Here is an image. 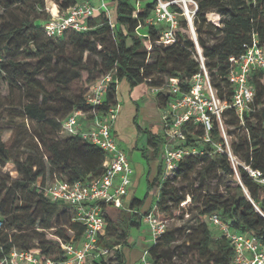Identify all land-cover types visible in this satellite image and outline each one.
Segmentation results:
<instances>
[{
    "label": "trees",
    "instance_id": "1",
    "mask_svg": "<svg viewBox=\"0 0 264 264\" xmlns=\"http://www.w3.org/2000/svg\"><path fill=\"white\" fill-rule=\"evenodd\" d=\"M53 1L59 13H63L84 0ZM110 1L115 5L110 20L113 27L107 14L100 11L89 18L88 30H68L61 36L50 37L42 24L51 14L38 15L44 10L45 0H0V80H8L10 88L19 89L25 99L19 110L6 119L11 130L6 140H2L0 129V166L9 162L17 166L15 177L0 172V260L12 249H17L36 250L43 258L61 261L65 254L60 242L82 238L84 225L73 221L71 206L51 201L40 186L54 179L88 180L103 172L105 153L99 146L82 140L79 135L61 136L59 133L62 121L73 110L95 109L101 115L116 103L115 82L110 83L101 105L91 106L85 102L84 94L98 75L112 73L117 82L124 80L131 88L139 83L149 87L163 86L162 80L153 79L156 74L167 80L176 78L180 89L187 91L189 79L200 70L195 41L177 5H171V9L179 13L175 39L164 44L159 41L160 26L146 22L154 8V0L140 1L138 8L130 0ZM193 1L197 5L193 27L204 65L217 97L230 102L233 86L227 77L231 65L229 58L239 57L245 45L251 44L253 36L264 48V0ZM209 14L217 15L218 19L209 18ZM148 47L152 48L151 52L147 51ZM84 53L99 60L90 57L83 60ZM151 54L154 58L148 61ZM20 55L36 60L34 63L21 62ZM249 83L254 97L242 119L233 108L222 112L223 116L231 113V125L244 131L237 133V140L230 145L238 159L235 172L239 181L233 180L235 185L226 186L225 192L210 189L209 184L204 183L218 172L233 177L235 172L226 152L211 155L206 150L210 143L203 139L205 130L201 124L185 123L187 143L199 152L182 158L176 169L164 177L162 166L151 176L148 169L145 195L131 198L124 209L112 210L115 220L106 210L108 223L99 243L108 248V254L94 260V264H130L124 252L129 246L128 229L141 225L143 213L152 210L167 222L175 217L182 218L186 195L192 202H196L197 197L188 186L181 187L176 181H186L194 172L200 175L202 204L197 213V226L188 232L185 240L190 260L182 264H234V251L228 239L222 233L213 238L202 219L212 213L218 214L231 228L251 233L264 245V184L255 181L245 169L248 166L258 170L264 177V70L255 69ZM155 96L163 97L165 104L169 100L163 92ZM133 120L138 136L145 135L155 158L165 140L164 134L142 129L136 123V116ZM224 122L230 124L227 120ZM29 123L32 126L30 134ZM209 135L220 136L216 119L212 121ZM26 137L35 138L41 148L35 144V148L20 156L18 148ZM150 196L155 197L154 202ZM59 205L66 210H59ZM53 228L54 236L44 238V232ZM179 230L166 227L147 247L149 264H178L174 257L180 252L172 244Z\"/></svg>",
    "mask_w": 264,
    "mask_h": 264
},
{
    "label": "built area",
    "instance_id": "2",
    "mask_svg": "<svg viewBox=\"0 0 264 264\" xmlns=\"http://www.w3.org/2000/svg\"><path fill=\"white\" fill-rule=\"evenodd\" d=\"M155 5L146 22L160 26L159 41L168 44L174 41L178 27V15L171 9L175 4L182 10L187 20L193 40L199 55L200 70L188 81L189 89L182 91L176 78H169L166 85L150 87L154 94L166 93L169 96L167 108L161 116L166 141L160 147L163 177L176 169L178 162L185 156L195 155L199 151L187 143L185 123L201 124L205 134L203 139L208 141L207 134L212 128L213 119H220L225 109L233 108L242 119L243 114L250 108L254 97V89L249 83V77L255 69L264 70V48L258 45L256 36L252 42L245 45V51L237 58L230 57L231 62L227 77L233 86L231 101L220 100L216 95L208 71L204 65L200 48L196 41L193 27V14L197 7L193 0H154ZM192 2L194 8L190 10L187 2ZM140 0H135L138 8ZM109 11L106 0H99L94 6L84 0L70 6L63 13H53L43 22V29L47 36H61L65 31H85L90 28L89 18L96 12ZM211 19H218L213 14ZM108 16V14H107ZM111 27L113 23L109 19ZM1 63V57H0ZM118 84L112 73H107L94 80L88 86L84 98L91 106L101 105L105 100L106 91L110 83ZM164 87L166 91H164ZM119 111V103L111 104L104 114L96 113L95 109L88 112L76 109L70 112L62 121L60 135H79L86 142L99 146L105 153L104 170L99 176L88 180L69 182L54 179L40 190L51 201H60L71 206L73 221L84 225L82 238L78 241L60 242L65 258L56 261L43 258L36 250L12 249L0 260V264H94V260L108 254V248L99 243V237L106 232V209H124V197L131 185L133 168L122 147L113 134V125ZM87 122V124H86ZM227 154V153H226ZM229 158L232 159L230 154ZM245 169L260 184H264V177L258 170L248 166ZM208 221L218 227L228 239L234 251V264H264V245L251 233L231 228L222 221L216 213L207 216ZM141 222L146 226L147 237L154 243L167 227V221L160 218L152 210L142 214ZM0 221V226H1ZM139 264H149L147 248L143 249Z\"/></svg>",
    "mask_w": 264,
    "mask_h": 264
},
{
    "label": "rangeland",
    "instance_id": "3",
    "mask_svg": "<svg viewBox=\"0 0 264 264\" xmlns=\"http://www.w3.org/2000/svg\"><path fill=\"white\" fill-rule=\"evenodd\" d=\"M93 1L95 3L97 0H93ZM98 1L96 3H98ZM130 1L132 3H135V0H130ZM140 1L143 2V0ZM53 4H55L53 0H45L44 10L38 15L40 17H44L50 13V10L56 13V6ZM187 5L190 10L194 8L192 2L188 1ZM208 16L209 18L214 17L213 14H209ZM147 51L151 52L152 48L148 47ZM87 57L99 60V58L96 56L84 53L83 60H86ZM18 58L19 60H21V62L34 63L36 60L35 57L27 58L24 55H20ZM153 58L154 56L151 54L150 56H148L147 60L152 61ZM101 76L102 75H98L97 78ZM152 77L153 79H157V81L162 80V83H164V85L168 83V80L165 76L158 77L156 74H154ZM164 91H166L165 87H164ZM154 99L155 101H158L157 105L165 111V109L167 108V104L164 103L165 101L163 97L154 96ZM24 101L25 99L22 98L21 91L19 89L17 88L11 89L9 85V81L6 79L0 80V129H1L2 140H6L11 134V130L9 129V126H7L5 123L7 117L9 115H14L19 110V106L21 102ZM123 112H125V114L127 112L128 113L126 115L123 113V115L121 116L117 128L115 129V135L116 138L119 140L122 149L125 151L131 166L135 170L133 175H131V186L133 185V183H135L134 187L125 196V200L127 201V203H129L131 198L133 197L141 198L145 195L147 189L146 171L148 170V167L147 168L143 167V165L147 164V161L150 162L149 158L152 159L153 155L150 148L147 146L145 135L138 136L134 125V120L132 119V115L130 114L131 112L127 105H125ZM143 118L144 117L142 115L138 116L136 119V123L142 129L148 130V132H150L151 124H149L147 121H144ZM216 120L218 121L219 124L220 136L212 137L211 135L207 134V138H209L208 142L210 143V147L209 148L206 147V150H208L209 154L211 155L218 152H226L227 154H230L232 157V159L230 160L235 172L236 171L235 166L238 163V159L231 152L230 145L231 142L237 140V136H236L237 133L243 134L244 131L237 126L231 125V122L233 121V115L231 113H228L225 116L221 114L220 119H216ZM225 120H227L230 124L226 125V123L224 122ZM27 128L29 131L27 132L28 134H30V128H32L30 123H29V127L27 125ZM228 131H231L232 133H229ZM22 135H23V131H22ZM22 135L21 137H23ZM130 139L132 141L131 144L132 146L135 145L136 143L135 148H132L131 145L129 144L128 141ZM35 144L39 149L41 148L35 138L32 139L26 137L23 143L20 144V147L18 148V153L20 154V156L24 155L25 153H28L33 148H35ZM16 168H17L16 164L9 162L6 163L4 166H0V172L2 174H8L10 177H15L17 176ZM199 178L200 175L197 172H194L189 175L186 181L180 182L179 179L176 181V184H178L181 187L188 186L189 190L195 193L197 197L196 202H192L190 196L186 195V198L182 203V206L185 209L183 213V217L182 218L175 217L173 219H168L167 222V229H172V228L180 229L176 234L177 236L176 241L173 242L172 244V246H175V248L180 252L177 257H174V261L177 262L178 264H182L190 260V255L187 256L186 254V250H187L186 245L188 243H185V240L188 232L197 226V222H196L198 218L197 213L202 204L203 192L200 191L199 189L201 185V183L199 182ZM235 179L239 181V177L236 172L234 174V177L224 174L222 172H218L216 177H212L209 179L206 178L204 180V183L209 184L210 189L218 188L220 192H225L226 186L233 187L235 185V181H233ZM149 199L150 200L152 199L154 202L155 197L150 196ZM59 210H66V208L63 205H59ZM108 215L113 220L116 219L115 212L110 210L108 211ZM61 217L60 219L63 220ZM64 217L67 218V215H65ZM60 219L59 221H61ZM202 219L206 221L209 229L211 230L213 238H216L221 235V231L218 227L212 225L207 218L202 217ZM128 234H129L128 237L129 246L125 247L124 252L130 264H139L138 256H134L132 253L135 251L137 253H140L141 251H143V249L149 247L152 244V241L149 237H147L146 226L143 223L139 227H130L128 229ZM53 236H54V228L46 230L44 232V238L46 239L52 238Z\"/></svg>",
    "mask_w": 264,
    "mask_h": 264
},
{
    "label": "crops",
    "instance_id": "4",
    "mask_svg": "<svg viewBox=\"0 0 264 264\" xmlns=\"http://www.w3.org/2000/svg\"><path fill=\"white\" fill-rule=\"evenodd\" d=\"M96 2L94 3V1L91 0V3L94 6H98L99 1H98V3H96ZM107 3L109 5V11L107 14H108L109 19L111 20L112 10H114L115 5H113V2L110 0H107ZM53 5L56 6V4H53ZM57 11H58V8L56 6V12ZM120 83H122V84H120ZM154 96H155V94L150 91V87L146 83H139L136 86L131 88L128 85V83L124 80L118 82V84L116 86V99L119 103V111H118V115H117V118L114 122L113 130H112L115 137H116L115 129L117 128V125L119 123L121 116L123 115V113L125 114V112H123V111H124L125 105H127L129 107L130 112H131L130 114L132 115V119H134L135 116L137 119L138 116L142 115L144 117L143 120L147 121L149 124H151L150 130L154 133H159L161 135L164 134L163 137H165V139H166L165 131L162 128L163 124L161 121V116H162L164 110L157 105V102L155 101ZM86 124H87V122H86ZM117 141L119 142L118 139H117ZM165 141L166 140H164L163 142H165ZM128 142L130 145L132 144L131 139ZM119 145L121 146L120 142H119ZM161 145H160V147H161ZM131 147L134 148V145L133 146L131 145ZM159 166H162L160 151H159V154L155 158L150 159V162H148V165L147 164L143 165V167H146V168L148 167V169L150 170V176L156 174L157 168ZM134 172H135V170L133 168V173ZM134 184L135 183H133L132 186L130 185L128 192L133 189ZM123 202H124V206L127 207L128 203L125 200V197H124ZM106 210L112 211V210H116V209H114L112 207H108ZM132 254L134 256H138V260H140V257L142 255V251L140 253H137L135 251Z\"/></svg>",
    "mask_w": 264,
    "mask_h": 264
},
{
    "label": "bare ground",
    "instance_id": "5",
    "mask_svg": "<svg viewBox=\"0 0 264 264\" xmlns=\"http://www.w3.org/2000/svg\"><path fill=\"white\" fill-rule=\"evenodd\" d=\"M53 12V11H52ZM53 13H55V12H53Z\"/></svg>",
    "mask_w": 264,
    "mask_h": 264
}]
</instances>
